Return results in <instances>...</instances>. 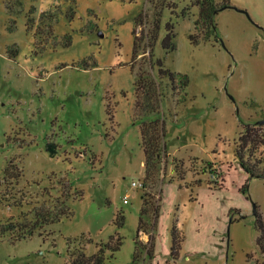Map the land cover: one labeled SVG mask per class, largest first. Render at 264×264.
Returning a JSON list of instances; mask_svg holds the SVG:
<instances>
[{"label":"rangeland","instance_id":"1","mask_svg":"<svg viewBox=\"0 0 264 264\" xmlns=\"http://www.w3.org/2000/svg\"><path fill=\"white\" fill-rule=\"evenodd\" d=\"M155 2L0 0V264H70L69 248L92 255L114 235L122 244L105 252L107 264H264V178L236 157L264 175V144L240 140L264 130V0H229L249 17L220 9L218 38L195 27L198 6L169 0L148 46ZM158 60L188 83L164 77L159 112L145 118L163 122L169 144L156 229L138 235L155 237L153 256L134 260L140 195L150 190L132 186L144 176L134 83L140 71L157 79ZM173 224L184 236L176 259Z\"/></svg>","mask_w":264,"mask_h":264},{"label":"trees","instance_id":"2","mask_svg":"<svg viewBox=\"0 0 264 264\" xmlns=\"http://www.w3.org/2000/svg\"><path fill=\"white\" fill-rule=\"evenodd\" d=\"M191 4L199 7L198 18L195 20V27L201 23L202 27H206L211 31V34L218 38V32L215 25V15L223 7H231L229 0H222L220 4L216 3V0H190ZM172 3L169 0H156L153 8V23L147 34L148 46H154V43L158 37L160 17L163 8L169 7ZM44 15V14H42ZM135 21L136 27L141 26L142 20L140 17ZM42 17V16H41ZM68 17L73 18V13H69ZM133 50L132 54L136 53L138 45V37L135 35L134 30ZM210 35H207L204 40H208ZM190 40L194 43L198 42L192 35H189ZM138 38V39H137ZM174 33L173 26L171 23L166 24V34L161 41V46L166 51H172L174 49L173 43ZM158 78H151L147 72L140 71L136 73V81L134 83V117L141 119L140 132V144L144 154V176H143V187H149L150 190L143 191L140 195L141 206L139 209L138 226L136 231V237L134 239L135 252L133 259L137 260L141 256V253L145 252L147 257L150 259L153 256V248L155 237L151 235L147 242H142L138 239V235L147 230V227L154 232L157 226L160 205L162 200V188L158 186L157 177L160 171V163L162 154L166 152L168 147V141L166 139V131L163 122L158 119H145L148 115L159 112L160 102L162 100V79L166 77L168 81L173 82L176 79H180L181 84L187 85L188 80L185 75H180L168 68H162L161 60H158ZM240 140H243L244 144H249L253 149H257L259 145L264 144V130L263 133H250L248 130L245 134L240 136ZM241 166L251 176L262 177L264 175L250 167L243 161L242 153H236ZM174 171L178 174L179 179H183L184 171L181 165H174ZM197 182L195 185H197ZM210 184V183H209ZM258 229L260 235L257 239L259 246H264V240L262 239V228L263 222L261 216L256 213ZM113 223L116 227H121L123 224L122 212H117ZM171 246H170V257L176 259L180 250V246L184 239L183 233L179 228L173 224L170 230ZM87 240L90 241L88 238ZM122 244V238L119 235H114L109 238L106 243L98 245L97 250L92 255H86L83 247H75L68 250L70 264H107L105 258V252L109 251L111 256L114 252L118 251Z\"/></svg>","mask_w":264,"mask_h":264},{"label":"water","instance_id":"3","mask_svg":"<svg viewBox=\"0 0 264 264\" xmlns=\"http://www.w3.org/2000/svg\"><path fill=\"white\" fill-rule=\"evenodd\" d=\"M231 8H233V9H235L237 11H240V12L244 13L246 16H248V13L244 9H241V8H238V7H234V6H231ZM221 9H223V7ZM257 123L258 124H263L264 123V119L258 120Z\"/></svg>","mask_w":264,"mask_h":264},{"label":"built area","instance_id":"4","mask_svg":"<svg viewBox=\"0 0 264 264\" xmlns=\"http://www.w3.org/2000/svg\"><path fill=\"white\" fill-rule=\"evenodd\" d=\"M132 186L133 187H140V188H142L143 187V181L142 180H139V181H137V182H132ZM126 201V200H125Z\"/></svg>","mask_w":264,"mask_h":264}]
</instances>
